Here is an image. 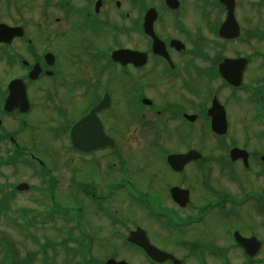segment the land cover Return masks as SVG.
Returning a JSON list of instances; mask_svg holds the SVG:
<instances>
[{
  "label": "flooded vegetation",
  "instance_id": "obj_1",
  "mask_svg": "<svg viewBox=\"0 0 264 264\" xmlns=\"http://www.w3.org/2000/svg\"><path fill=\"white\" fill-rule=\"evenodd\" d=\"M191 1L0 0V24L13 29L0 33L8 72L0 84V168L26 169L0 182V215H11L10 236L0 232V264H157L127 240L138 228L177 259L160 264H208L225 249L245 258L238 244L210 245L199 229L206 214L220 218L264 191L240 198L203 181L201 194L190 174L193 165L249 172L257 163L264 175V154L252 145L264 139V57L241 55L239 38L218 34L224 15L201 8L215 0H195V11ZM115 50L121 62L111 59ZM77 124L88 137L75 141L100 147H73ZM193 149L202 157L182 170L167 164ZM233 149L245 152L231 161ZM161 164L165 174L152 169ZM69 209L72 220L63 214ZM260 257L248 260L261 264Z\"/></svg>",
  "mask_w": 264,
  "mask_h": 264
},
{
  "label": "rangeland",
  "instance_id": "obj_2",
  "mask_svg": "<svg viewBox=\"0 0 264 264\" xmlns=\"http://www.w3.org/2000/svg\"><path fill=\"white\" fill-rule=\"evenodd\" d=\"M195 0L191 1V9L195 11L200 9V5H198L197 1L193 4ZM195 7V8H194ZM206 9L210 12L212 8L209 5H206ZM9 8L6 9L1 15H5ZM236 16L237 20L241 24L242 34L244 39L240 40L238 43V51L241 55H250L253 57H257L258 53L264 55V41L257 38H248L249 34H252L254 31H264V0H236ZM195 19H200V17H195ZM201 31V30H200ZM199 31V32H200ZM198 32V33H199ZM202 34L208 35L205 31H202ZM255 62H259V60H255ZM8 72L5 69L3 61L0 62V84H2L7 78ZM257 132V130H256ZM44 132H40L38 137L44 139ZM254 150L258 151V153L264 154V139H257L254 142ZM52 150H58V147L55 144L50 145ZM63 167V166H62ZM22 169L25 171L24 165L15 164L10 167H1L0 168V182L14 181L12 178L11 171H16L18 169ZM157 168L160 169V173L165 174L163 168H165L162 164L159 166H155L152 169ZM192 171L190 174L191 185L194 187V191L203 194L204 190L202 189L201 183L203 181L209 182L212 186L219 187L222 189V192H231L236 189L240 194V198L242 194L247 193L250 190L256 191H264L262 187H264V182L262 178L258 174V164H255V167L249 171L245 172L237 167H234L232 171L229 169L227 171H218L219 168H215L212 166L205 170V166L193 165ZM65 169V167H63ZM200 178L198 181L197 179ZM260 189V190H259ZM263 193V192H262ZM262 198V197H261ZM202 200L208 199H198L196 204L199 205ZM20 201V199H19ZM22 201V200H21ZM24 202V201H23ZM26 202V201H25ZM258 208L253 204L256 203ZM256 202L249 201L248 203H243L238 206H229L230 210H237L235 213L229 218L225 219V217L216 218L215 216H211V213L205 215V220L202 222V228L199 230L202 231L209 238L210 245L214 246H225L228 244V239L226 237V231L230 227H237L241 230V234L243 236H255L259 241H261V247L258 252V256H264V205L263 201L257 199ZM195 204V205H196ZM251 206V207H250ZM249 207V208H248ZM251 209V211H250ZM208 212V210L206 211ZM213 215L214 212L212 213ZM11 215L8 212H4L0 215V232L9 235L8 224ZM253 217L255 220H253ZM139 221H144L143 218H139ZM192 233H195V229L191 230ZM217 236V238L212 237ZM154 239L157 240L158 236L154 233ZM16 242H20V238H15ZM215 255V257H214ZM229 259L233 264H245L248 260L237 253L233 252L229 255ZM208 264H220V258L217 254H212L211 256H207Z\"/></svg>",
  "mask_w": 264,
  "mask_h": 264
},
{
  "label": "water",
  "instance_id": "obj_3",
  "mask_svg": "<svg viewBox=\"0 0 264 264\" xmlns=\"http://www.w3.org/2000/svg\"><path fill=\"white\" fill-rule=\"evenodd\" d=\"M171 1V0H170ZM167 2H168V0H167ZM220 2H222L224 5H225V7L227 8V10H228V17H227V20H226V22L223 24V29H226L229 25H232L233 24V22H232V17H233V8H234V0H220ZM228 19H229V21H228ZM236 25H235V23H234V27H235ZM120 53L119 52H117V53H115V56H118ZM238 239H239V241L241 242V243H243L244 241H245V239H243V238H240V237H238ZM146 246H147V244H146ZM147 250L149 251V253H151L152 255H154V249H152V248H150V247H148L147 246ZM109 263H111V264H126V263H123V262H119V263H115L114 261H111V262H109Z\"/></svg>",
  "mask_w": 264,
  "mask_h": 264
},
{
  "label": "bare ground",
  "instance_id": "obj_4",
  "mask_svg": "<svg viewBox=\"0 0 264 264\" xmlns=\"http://www.w3.org/2000/svg\"><path fill=\"white\" fill-rule=\"evenodd\" d=\"M250 250H252L250 247H249Z\"/></svg>",
  "mask_w": 264,
  "mask_h": 264
}]
</instances>
